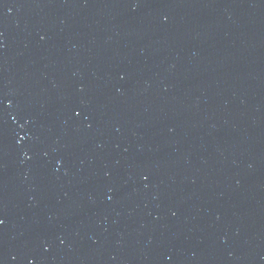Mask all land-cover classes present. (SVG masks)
I'll use <instances>...</instances> for the list:
<instances>
[{
  "label": "water",
  "instance_id": "obj_1",
  "mask_svg": "<svg viewBox=\"0 0 264 264\" xmlns=\"http://www.w3.org/2000/svg\"><path fill=\"white\" fill-rule=\"evenodd\" d=\"M0 264H264V0H0Z\"/></svg>",
  "mask_w": 264,
  "mask_h": 264
}]
</instances>
